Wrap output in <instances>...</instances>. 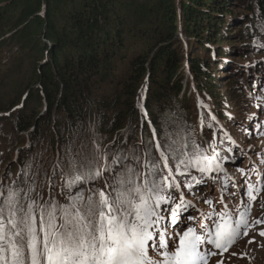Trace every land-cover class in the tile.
<instances>
[{
  "label": "trees",
  "instance_id": "16d2710c",
  "mask_svg": "<svg viewBox=\"0 0 264 264\" xmlns=\"http://www.w3.org/2000/svg\"><path fill=\"white\" fill-rule=\"evenodd\" d=\"M122 2L0 0V32L7 28L10 33L5 42L0 40V51L10 42L39 60L33 86L24 88L20 104H0V148L8 143L6 118L14 122L17 135L25 132L45 140L52 152L43 154L33 171L54 162L65 147L63 141L74 131H82L86 138L103 136L108 142L104 147L111 142L115 147L126 133L138 131L146 137L147 128H158L159 123L152 101L166 103L168 92L185 106V80L179 77L183 66L195 92L221 108L211 55L224 58L216 47L235 36L230 32L235 25L249 37L261 35L264 29V0H144L150 11L160 15L166 33L152 32L150 48L133 54L128 65L119 69L112 61L114 53L124 46L125 35L136 37L120 22ZM237 8L244 14L237 13ZM179 35L190 43L188 51L181 48ZM141 90L144 102H139ZM216 116L223 118L221 113ZM58 162L68 171L65 162Z\"/></svg>",
  "mask_w": 264,
  "mask_h": 264
},
{
  "label": "snow or ice",
  "instance_id": "6c2138e0",
  "mask_svg": "<svg viewBox=\"0 0 264 264\" xmlns=\"http://www.w3.org/2000/svg\"><path fill=\"white\" fill-rule=\"evenodd\" d=\"M178 135L165 130L161 136L153 129L148 142H141L142 149L116 155L111 163L98 143L92 154L81 153L80 159L69 146L68 171L60 162L55 165L67 189L63 203L55 197L43 200L35 190V176L24 181L27 187L0 181V264H208L217 252L206 246L221 254L227 251L241 235H248L247 216L264 190V169H252L258 176L254 182L243 181L247 201L235 221L224 204L219 213L207 214L211 227H173L169 232V223L177 225L180 213L194 207L183 193L176 202L173 190L203 182L191 176L192 170L202 178L223 170L214 162L218 154L205 155L199 145L190 147ZM100 178L104 187L90 184L85 195L81 185ZM259 234L264 236V231Z\"/></svg>",
  "mask_w": 264,
  "mask_h": 264
},
{
  "label": "rangeland",
  "instance_id": "374dc122",
  "mask_svg": "<svg viewBox=\"0 0 264 264\" xmlns=\"http://www.w3.org/2000/svg\"><path fill=\"white\" fill-rule=\"evenodd\" d=\"M122 1L123 7H125L120 10V13L124 18L120 22L122 26L135 32L136 37L130 39L125 35L124 46L114 53L112 61L118 64L119 69L128 65L129 58L133 54L150 48L149 44L154 41L152 32L166 33L160 15L150 11L144 0H130V3ZM133 1L135 3L132 5ZM236 11L244 14L242 8H237ZM5 12L10 13L7 9ZM234 27L236 28L231 29L230 32H233L235 36L230 37L225 45L216 47L224 58L220 59L214 54L211 55L212 70H215L217 75L216 89L219 91V95H222L220 99L216 100L223 102L221 108L218 109L216 103L195 92L190 86L188 71L183 66L179 77L185 80L183 84L185 106L181 104L178 97H173L168 92H165L168 95L165 96L166 103L152 101L151 110L158 117L159 123L158 128H147L146 137L143 138L138 131L130 135L126 133V135H122V141L115 147L112 146V142L104 147L108 142L103 136L93 135L86 138L81 136L82 131H74L68 140L63 141L65 147H61L58 151L57 157L53 158L54 162L44 166L38 172L33 169L38 168L39 160L43 154L52 152L48 148L49 145L47 147L45 140L30 138L25 132L17 135L12 128L15 125L14 122L10 124L6 118L4 123L8 124L10 131L4 135L8 139V143L0 148V181L4 184L16 181L17 184L27 187L24 181L28 179L30 182L31 178L35 176V190L41 193L43 200L55 197L56 200L63 203L64 193L67 192V189L62 188L64 181L61 179V171L59 168H55V165L58 160L62 163L65 162L68 168L66 150L69 146H71L72 155L80 159L81 153L92 154L94 142L98 143L103 150L109 153L108 162L111 163L112 157L116 155L127 156L134 149H142L141 142H148L152 137L153 129L161 136L164 135L165 130H168L174 135L179 134L177 138H182L190 147L199 145L200 149L205 150V155L218 154L219 159L214 162L222 164L223 167L222 171L211 172L203 178L198 171L192 170L191 176L203 182L193 181L191 188L181 186L174 189L173 195L176 197V202H179V196L183 193L185 201H190L194 205L189 208V211L194 217L203 219V222L209 227L213 225V220L207 219V214L213 213L214 210L215 213H219L224 208V204H227L229 216L235 221L239 218V212L244 211L247 201V198L242 194L245 187L243 181L252 180L254 182L258 176L252 172V169L256 168L258 171L264 169V163H262L264 161V134H262L264 133V29L261 31L262 36L249 37L243 31H238L237 25ZM8 36H10L9 29L3 28L0 32V40H7ZM177 39L183 51H188L190 43L188 44L183 35H179ZM230 44L234 46H230ZM27 53L22 52L18 45L10 42L1 49L0 104L17 103L19 105L24 88L33 86V71L39 60H37L38 56ZM201 54L203 53L201 52ZM229 82H234V84H227ZM234 92L238 94H234ZM182 95L180 93L179 97H183ZM238 95L239 97H235ZM226 97H230L232 100ZM145 98L141 90L139 102H144ZM218 113L223 115L222 120L217 118ZM0 117L3 118V115ZM140 117H142L141 114ZM140 123L141 121H139ZM61 126L63 127V123L60 124ZM131 128H133L132 125ZM213 149L215 153H213ZM20 152L23 153L22 158L19 156ZM137 154L141 157L143 155L142 151ZM21 159L24 160V164L20 163ZM54 171L55 176H53ZM37 173L38 175H36ZM46 173L47 175H45ZM109 182H111V175H109ZM90 184L103 188L104 178L81 185L85 195L88 194ZM225 186L227 187L225 188ZM232 193H236V195H231ZM222 198L223 204L219 203ZM205 200H211L212 204L204 203ZM247 219L248 235H241L222 254L209 246L217 254L208 258V264H264V236L259 234L264 231V223H254L257 220L264 221V190L252 203ZM177 224V226H172L169 223V232L173 227L177 231L186 230L188 226L195 227L186 225L183 219H180ZM243 231L242 228L241 232Z\"/></svg>",
  "mask_w": 264,
  "mask_h": 264
},
{
  "label": "clouds",
  "instance_id": "9594fccd",
  "mask_svg": "<svg viewBox=\"0 0 264 264\" xmlns=\"http://www.w3.org/2000/svg\"><path fill=\"white\" fill-rule=\"evenodd\" d=\"M191 86V85H190ZM193 88V87H192Z\"/></svg>",
  "mask_w": 264,
  "mask_h": 264
}]
</instances>
